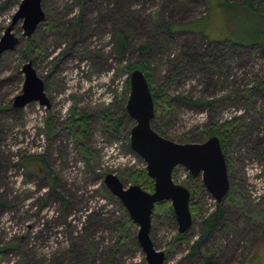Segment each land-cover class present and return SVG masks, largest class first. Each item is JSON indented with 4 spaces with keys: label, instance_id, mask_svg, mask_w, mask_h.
Here are the masks:
<instances>
[{
    "label": "rangeland",
    "instance_id": "1",
    "mask_svg": "<svg viewBox=\"0 0 264 264\" xmlns=\"http://www.w3.org/2000/svg\"><path fill=\"white\" fill-rule=\"evenodd\" d=\"M20 1L0 0V36ZM249 1L255 4L259 0ZM80 4L79 0H42L45 20L30 36H23L19 20L13 29L19 42L0 56V104L11 106L0 112V264H103L112 257L116 239L112 221L121 220L126 210L115 196L110 192L115 198L108 195L103 177L96 173L118 175L124 169L142 170L145 162L129 146L130 131L127 146L123 136L111 135L94 122L90 139L92 171L63 125L72 104L94 110L120 105L124 99L125 105L130 88L127 90L129 75L122 66L146 57L152 60L154 83L166 84L170 95L215 100L212 109L175 104L160 113L157 124L167 125L166 136L196 139L197 133L212 121L249 118V129L230 145L235 165L234 181H229L239 186L246 203L263 210L264 163L251 148L264 150V45L236 47L229 43V39L243 43L263 39V20L245 9L223 8L218 0L208 4L205 0H87ZM81 7L82 28L67 35L68 24ZM206 14V34L161 33V21L188 23ZM117 30L129 38L122 62L111 52ZM27 37L32 40L33 67L45 83L49 106L37 101L21 108L12 106L14 97L22 91L21 67L30 59L25 53ZM208 37L217 40L216 44L212 45ZM143 42L150 43V52L140 56L137 48ZM210 47L217 53L207 60L215 62L217 69L207 64L206 71L196 70L194 64H199L198 58L209 56ZM184 51L193 56L186 58ZM167 60H185L180 68L184 73L173 76V67L164 65ZM255 84L262 85L247 100L244 89ZM49 117L56 121L51 136L45 127ZM31 155H43L54 186L41 178V164L30 173L17 163ZM173 172L176 183L188 176L182 166H176ZM197 198L202 201L198 203L203 214L214 208L209 194ZM222 202L226 221L215 236L224 253L220 264H264V217L258 210L244 208L242 201L240 208L231 205L227 197ZM137 228L135 224L124 234L112 264H146L133 238ZM176 231L177 225L156 220L151 224L150 236L155 247L165 252ZM198 235L199 222L193 219L185 232V242L165 252L164 264H179Z\"/></svg>",
    "mask_w": 264,
    "mask_h": 264
},
{
    "label": "trees",
    "instance_id": "2",
    "mask_svg": "<svg viewBox=\"0 0 264 264\" xmlns=\"http://www.w3.org/2000/svg\"><path fill=\"white\" fill-rule=\"evenodd\" d=\"M86 1L87 0H79V2L81 3L80 6H82V4L85 3ZM205 1L207 2V4L210 3V0H205ZM218 5L223 6V8L224 7H228L231 9L234 8L233 10L245 9L248 11L250 15H255L261 18L264 23V0H259L255 4L249 0H243L242 2H228L227 0H218ZM207 15L208 14L188 23L161 21L160 23L161 33L165 36L180 31L205 33L204 31L205 25L203 24L204 23L203 19H206ZM81 16H82V7L80 8L79 12L74 17V19L68 24V27L66 29L67 35L70 34L74 29L82 28ZM49 25H52L53 27L57 26V24H49ZM223 40H226V38H224ZM128 41L129 38L128 36L125 35L124 32L117 30L114 33L111 52L118 62H122V60L126 59ZM209 41L212 45H214L216 44L217 40L209 38ZM229 43L231 46H236V47L238 46L240 47L241 45H247V44L251 45L254 43L255 44L261 43L264 45V37L261 40L260 39L254 40L249 43H243L240 41L229 39ZM137 49L139 51L140 56H145L146 54L148 55V53L150 52V43L143 42L138 46ZM209 51L210 53L207 58L206 56L204 57L205 59L198 58L197 61L199 64L198 65L194 64V66H196L195 67L196 70L206 71L207 64L210 67L217 69V66H215V62L211 60H209L210 61L209 62L207 60L215 57L217 50L216 48L213 49L210 47ZM184 52L186 55L187 51ZM25 53L30 58L29 60L31 61L34 60L31 37H27V44L25 45ZM189 56L192 57L193 55H186V58ZM151 61L152 60L150 58L146 57L138 60L137 62H132L130 64H125L122 66V69H124L126 73H128V75L135 68L141 69L145 78L147 79L154 105V112L152 119L150 121L151 127L160 135L168 139L174 140L176 142H201L207 139L209 136L212 135L218 136L220 139L221 149L226 161L229 180L234 181L232 175H233V166L235 164H234V156L230 151V145L232 143H236L233 142L235 137L236 138L242 137L243 132L249 129L250 126L249 124L250 122L248 121L249 118L246 116H242L241 118H234V119L230 118L229 120L221 123L212 121L208 125V127H203L202 130L199 133H197L199 135L198 138L196 139H190V137L179 139V136H177L176 137L177 139L175 140L172 137L166 136L164 130H165V126L167 127V125L165 124L163 125L164 127H159L157 124V116L160 115V113H162L163 111L165 112L169 111L171 105H175V104L195 106V107L208 106L207 108L212 109L215 100L214 99L206 100L200 98L196 99L190 95H180V94L170 95L169 90L168 91L166 90V84L162 85V84L154 83V77H153L154 73L150 68ZM166 64L169 65L170 67L171 66L173 67L174 70L173 76L180 77L184 73V70L180 68L184 66L185 60H181V62L173 61L172 63H170L169 60H167V63H165L164 65ZM200 74H203V72H200ZM126 85H127V90H129L128 80L126 81ZM260 85L262 84H255L250 88L244 89V94L246 95V99L247 98L249 99L248 96L254 93L257 88L259 89ZM253 97L250 99L251 101ZM246 99H244L245 100L244 102H246ZM116 105L118 104L111 105V107L110 106L95 107L94 110L80 108L77 107L75 104L70 105L69 108L70 115L67 121L65 122V124L63 125L64 130L73 137L74 142L79 146L81 150V154L83 156L84 161L86 162L87 165L90 166V168H92V171H94V166L92 164L93 152H92L90 139L93 135L94 122L99 123V125L102 126V128L106 129L107 131L104 129L103 130L106 131L107 133H110L111 135H114L116 137L123 136L128 146L127 135L129 134L130 128L133 126L132 125L133 122L129 117L128 113L126 112L124 99L122 100V104L118 105L116 110H113L112 109L113 106ZM8 108H11V106L8 105V107H6L0 104V112ZM45 123H46L45 127L47 129L48 135L50 136L53 135L55 133L56 121L54 122L52 120V117H49L45 121ZM251 150H253L254 155L259 157L260 161L264 163V150L260 151L259 148H255V147L251 148ZM17 163L30 173L33 172V168L35 167L36 164H41L42 167L39 166L38 169L42 173L41 178L46 179L48 182L51 183L52 186H54V179L51 176V169L47 166V163L44 161L43 155H31L20 159L19 161H17ZM106 173L107 171L98 172L96 173V176L103 177ZM116 176L124 185L137 184L141 188L149 192H152L154 189L153 179L148 175L146 169H142V170L124 169ZM172 178L174 182H177L178 179L174 172L172 173ZM179 184L186 187L189 190L190 193L189 209L192 215V219L197 220L199 222V235L193 241V243L190 244L187 254L180 259L179 264H190L191 262H196L195 264H220L221 261L220 259L223 257L224 253L219 246L217 238L215 239V236L216 233L219 232L220 228L224 225L226 221V212L223 206V202L217 203L214 201V208L209 212H207L206 214H203L202 205L201 203H198L201 200L198 199L197 197L202 196V194L204 193L205 194L208 193L206 192L200 177L192 176L188 174L186 179L182 180ZM229 184H230V188L226 197L229 200V202H231V205H237L240 208L242 201L244 203V208L246 209L250 208L252 211L258 210L251 203L245 202L242 191L236 183H232V182L230 183L229 181ZM106 192L112 198H115L109 193L108 189ZM194 199L196 200V202L193 201ZM118 204L119 206H121L119 202ZM241 209L243 211H246L243 208ZM258 213L260 216L264 217V209L260 210ZM156 220L157 221L166 220L168 225H172V226L176 225L173 209L168 201H162L154 204L150 218L151 224H153L154 221ZM112 222L114 224V230L112 234L116 239L113 243V248L111 250L112 257L109 258L103 264H112L113 255L116 253L118 249L117 246L124 241L126 236L125 233H127V230L129 231L130 228L135 227L134 222L131 220V218L128 216V214L125 211L123 212L121 220H116V221L113 220ZM133 238L134 240H136L135 235H133ZM184 242H185V233H179L178 231H176L175 235L169 241L167 250L165 252L167 253L169 250L173 251L180 243H184ZM68 264H74V263L70 262Z\"/></svg>",
    "mask_w": 264,
    "mask_h": 264
},
{
    "label": "water",
    "instance_id": "3",
    "mask_svg": "<svg viewBox=\"0 0 264 264\" xmlns=\"http://www.w3.org/2000/svg\"><path fill=\"white\" fill-rule=\"evenodd\" d=\"M19 20L23 36H30L45 20L42 0L20 1L11 22L0 36V56L12 50L19 42L18 35L13 31ZM21 71L24 74L22 91L14 97L12 106L21 108L33 101L49 106L45 83L37 75L32 61H26ZM129 88L125 109L134 121L130 129L129 146L144 160L146 171L153 179L154 189L149 192L137 184L125 186L113 173H106L103 183L138 226L136 239L145 263L164 264L165 252L157 249L150 237V218L154 204L162 201L170 203L179 233H185L193 222L189 209V190L173 181V169L182 166L190 175L200 176L206 192L217 203L222 202L229 192L228 171L218 136H209L201 142H176L151 127L153 98L141 69L135 68L130 72Z\"/></svg>",
    "mask_w": 264,
    "mask_h": 264
},
{
    "label": "built area",
    "instance_id": "4",
    "mask_svg": "<svg viewBox=\"0 0 264 264\" xmlns=\"http://www.w3.org/2000/svg\"><path fill=\"white\" fill-rule=\"evenodd\" d=\"M144 167H145V164H144Z\"/></svg>",
    "mask_w": 264,
    "mask_h": 264
}]
</instances>
